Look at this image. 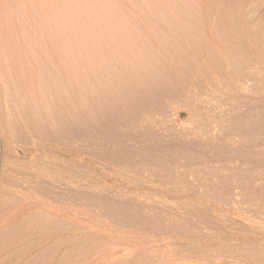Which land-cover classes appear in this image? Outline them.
I'll use <instances>...</instances> for the list:
<instances>
[{"label":"rangeland","instance_id":"374dc122","mask_svg":"<svg viewBox=\"0 0 264 264\" xmlns=\"http://www.w3.org/2000/svg\"><path fill=\"white\" fill-rule=\"evenodd\" d=\"M0 264H264V0H0Z\"/></svg>","mask_w":264,"mask_h":264},{"label":"bare ground","instance_id":"6f19581e","mask_svg":"<svg viewBox=\"0 0 264 264\" xmlns=\"http://www.w3.org/2000/svg\"><path fill=\"white\" fill-rule=\"evenodd\" d=\"M245 14H246V13H245ZM247 14H248V13H247ZM244 18H245V17H244ZM246 18H247V17H246ZM247 22H248V20H247ZM253 40H254V39H253ZM247 42H248V41H247ZM250 42H251V41H250ZM252 43H253V45H255L254 42H252ZM250 45H251V44H250ZM250 45H249V46H250ZM247 46H248V45H247ZM252 47H253V46H252ZM250 48H251V47H250ZM251 49H252V48H251ZM253 51H254V50H253ZM253 51H252V52H253ZM254 55H255V54H254ZM245 59H246V58H245ZM249 59H250V58H249ZM255 60H256V58H255ZM255 60H254V61H255ZM254 61H253V62H254ZM257 61H258V60H257ZM257 61H256V62H257ZM247 62H248V64H247V63H246V64H247V65H250V64H251L250 62H252V60H251V61L248 60ZM249 63H250V64H249ZM244 66H245V65H244ZM250 66H251V65H250ZM250 66H248V67L246 66V67L249 68Z\"/></svg>","mask_w":264,"mask_h":264}]
</instances>
